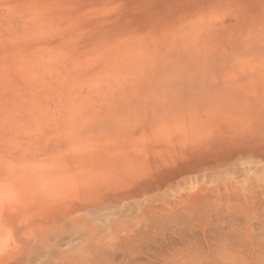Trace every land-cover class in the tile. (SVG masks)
<instances>
[{"label": "rangeland", "instance_id": "1", "mask_svg": "<svg viewBox=\"0 0 264 264\" xmlns=\"http://www.w3.org/2000/svg\"><path fill=\"white\" fill-rule=\"evenodd\" d=\"M262 173L264 0H0V264H264Z\"/></svg>", "mask_w": 264, "mask_h": 264}, {"label": "bare ground", "instance_id": "2", "mask_svg": "<svg viewBox=\"0 0 264 264\" xmlns=\"http://www.w3.org/2000/svg\"><path fill=\"white\" fill-rule=\"evenodd\" d=\"M89 128H90V130H94V129H92L91 127H89ZM89 128H88V130H89ZM90 130H89V131H90ZM118 130H119V129H118ZM86 132H87V131H86ZM132 134H134V133H132ZM75 139H77V138L75 137L74 140H75ZM74 140H73L72 142H74ZM79 140H82V136H81V139L79 138ZM83 140H84V139H83ZM75 142H76V141H75ZM47 143H48V142H47ZM61 143H62V142H61ZM42 144H43V142H42ZM49 144H50V143H49ZM53 144H54V143H53ZM53 144H52V145H53ZM63 144H64V143H63ZM63 144H62V145H63ZM68 144H69V143H68ZM96 145L99 147V145L97 144V142L95 143L94 140H91V141L89 140V143H87V144L84 145V146H87L85 150H89V149L96 148V147H97ZM38 146H39V145H37V147H38ZM56 146H57V148H58L60 145H56ZM37 147H36V148H37ZM42 147H43V146H42ZM46 147H48V146H46ZM50 147H51V146H50ZM52 147H53V146H52ZM60 148H62V147H60ZM39 149H40V147H39ZM56 150H57V149H56ZM93 150H94V149H93ZM50 151H51V150H50ZM91 151H92V150H91ZM90 153H92V152H90ZM58 154H59V153H58ZM30 155H31V154H30ZM96 156H97V155H96ZM96 156H94V157H92V156H89V157L86 156V157H85L86 160L83 161V162H81V164H79V165H81L82 168H84V169H86V168H87V169L90 168V167H88V166L90 165V162H94L95 160H98V161L100 160V159H96ZM65 157L67 158V156H65ZM42 158H43V157H42ZM44 158H46V157H44ZM10 160H12V159H10ZM15 160H16V159H15ZM27 160H29V159H27ZM48 160H49V159H48ZM8 161H9V160H8ZM21 161H22V160H21ZM45 161H46V160H45ZM65 161H67V159H66ZM65 161H64V162H65ZM23 162L25 163L24 160H23ZM32 162H33V161H32ZM74 162H75V161H74ZM16 163H20V160H19V162H16ZM35 163H36V162H35ZM66 163L68 164V162H66ZM2 164H3V163H2ZM8 164H10V163H8ZM11 164H12V162H11ZM67 164H65V165H67ZM13 165H14V164H13ZM23 165H24V164H23ZM25 166H26V165H24V167H25ZM67 166H68V165H67ZM245 166H246V165H245ZM6 167H7V166H6ZM20 167H21V166H20ZM24 167H23V168H24ZM14 168H17V167L15 166ZM23 168H22V169H23ZM25 168H26V167H25ZM7 169H9V168H7ZM2 170H5V169H2ZM16 170H17V169H16ZM16 170L14 171L15 173L18 171V170H17V171H16ZM25 170H26V169H25ZM9 171H10V170H9ZM20 171H21V170H20ZM14 172H13V174H14ZM88 172H89V171H88ZM220 172H221V171H220ZM9 173H10V172H9ZM22 173H23V172H22ZM218 173H219V172H218ZM16 174H17V173H16ZM240 174H241V173H240ZM4 175H5V174H4ZM26 175H27V173H26ZM246 175H247V174H246ZM6 176H7V175H6ZM10 176H11V179H12V178H13L12 175H10ZM13 176H14V175H13ZM15 176H19V175H15ZM21 176L23 177L22 174H21ZM21 176H19L18 178H20ZM24 176H25V174H24ZM27 177H29V176H27ZM63 177H64V176H63ZM5 178H6V177H5ZM9 178H10V177H9ZM16 178H17V177H16ZM16 178H15V179H16ZM23 178H25V177H23ZM222 178H223L224 181H228V180L230 179V176H229L228 174H224V175L222 176ZM222 178H221V179H222ZM236 178H237V177H236ZM257 178H258V180H260V179L262 178V180H260V181H263V183H264V174H263V173L260 174V175H257ZM2 179H3V178H2ZM15 179H13V181H15ZM20 179H21V178H20ZM87 179H90V178L87 177ZM207 179H208V178H207ZM232 179H233V178H232ZM6 180H8V179L6 178ZM21 180H23V179H21ZM24 180H25V179H24ZM77 180H78L77 178L74 179V181H77ZM16 181H17V180H16ZM19 181H20V180H19ZM63 181H65L64 178H63ZM63 181H60L59 183H56V181H51V182H50V181H46V184H44V188H43L45 193L42 192V193H43L42 195L45 196V197H44V198L42 197L43 200H42V199H41V200H42V201H49L48 197H50V199H51L55 193L60 192V194H61V193L64 191L63 194L61 195V198H63L62 201H58V202H62V203H64V202H66V200H67V199L65 198V197H67V196L64 195L65 191H67V188H70V189H72V191H76V192H78V191H83V190H84V188L81 187V185H80L79 182L76 183V184H73V183H72V185H70V186L68 185V186H67V184H66L65 182H63ZM221 181H222V180H221ZM6 182H7V181H6ZM8 182H11V181L8 180ZM17 182H18V181H17ZM18 183H19V182H18ZM206 183H207V182H206ZM214 183H216V181H212V184H214ZM239 183H240V182H239ZM6 184H7V183H6ZM245 184H246V183H245ZM79 185H80V186H79ZM238 185H239V184H238ZM21 186H22V185H21ZM59 186H60V187H59ZM228 186H229V185H228ZM255 187H256V186H255ZM195 188H198V187L195 185L192 189H195ZM229 188H230V187H229ZM238 188H239V187H238ZM77 189H79V190H77ZM220 189H221V188H220ZM22 190H23V189H22ZM25 190H26V191H25V196H24V197L27 198V202L29 203V201H28V195H29V193H31V191L29 192L30 187H28V188L26 187ZM32 190H34V189H32ZM190 190H191V189H190ZM199 190H200V188L198 189V192H199ZM222 190H223V189H222ZM196 191H197V190H196ZM258 191H259V190H258ZM69 192H71V190H69ZM199 194H200V193H199ZM199 194H197V195H199ZM209 195H210V194H209ZM31 196H32V195H30V197H31ZM201 196H202V195H201ZM46 197H47V198H46ZM195 197H196V196H195ZM195 197H194V199H195ZM252 197H253V196H252ZM185 198H186V197H185ZM188 199H189V197H188ZM196 199H197V198H196ZM201 199H202V198H201ZM203 199H204V198H203ZM199 200H200V199H199ZM251 200H252V202H253L254 198L251 199ZM222 201H223V200H222ZM32 202H33V205H34V206H35V205H36V206H38V205L40 206V204H41V203H40V199H39L38 197H37V198L35 197V199L32 198ZM55 202H56V201L54 200V201H53V204H50V203H49V205H51V206L54 207V206H55ZM185 202H186V201L184 200V204H185ZM200 202H201V201H200ZM249 202H250V201H249ZM263 202H264V201H263ZM56 203H57V202H56ZM66 203H67V202H66ZM190 203H191V202H190ZM190 203H189V204H190ZM224 203H225V201H224ZM224 203H223V205H224ZM237 203H239V202L237 201ZM253 203H254V202H253ZM181 204H182V203H181ZM186 204H187V203H186ZM193 204H194V203H192V205H193ZM232 204H233V202H232ZM239 204H240V203H239ZM175 205H177V204H176V203L174 204V208H176ZM182 205H183V204H182ZM230 205H231V204H230ZM237 205H238V204H237ZM240 205H241V204H240ZM240 205H239V206H240ZM193 206H194V205H193ZM193 206H191L192 209H193ZM196 206H197V205H196ZM196 206H195V207H196ZM200 206H201V205H200ZM221 206H222V204H221ZM243 206H244V204H243ZM243 206H241V207L243 208ZM195 207H194V210H193L192 212H194L195 209H197V207H196V208H195ZM222 207H223V206H222ZM236 207H237V206H236ZM54 208H56V206H55ZM54 208H53V209H54ZM180 208H181V207H180ZM209 208H210V207H209ZM209 208L207 209V211L209 210ZM220 208H221V207H220ZM220 208H219L218 212L222 209V208H221V209H220ZM225 208H226V207H225ZM225 208H224V209H225ZM242 208H240V209L242 210ZM261 208H262V207H261ZM261 208H260V210H261V212H263V210H262ZM154 209H157V208L155 207ZM160 209H163V210H164V208H160ZM160 209H157V210L159 211ZM176 209H177V208H176ZM211 209H212V208H211ZM226 209H227V208H226ZM232 209H234V208H232ZM232 209L229 208L228 211H231ZM244 209H245V208H244ZM174 210H175V209H174ZM179 210H181V209H179ZM197 210H198V209H197ZM197 210H196V212H197ZM212 210H213V209H212ZM152 211H153V210H152ZM158 211H156V212L158 213ZM161 211H162V210L159 211L160 214H161ZM181 211H182V210H181ZM186 211H187L188 214H191V213H189L191 210L188 211V208H187V207H186ZM202 211H203V210H202ZM222 211H223V209H222ZM222 211H221V212H222ZM224 211H226V210H224ZM224 211H223V212H224ZM228 211H227V212H228ZM242 211H243V210H242ZM254 211H255V210H254ZM258 211H259V210H258ZM162 212H163V211H162ZM177 212H179V211H176L174 214L178 216V214H176ZM182 212H183V211H182ZM196 212H195V213H196ZM200 212H201V211H200ZM211 212H212V211H211ZM211 212H210V213H211ZM213 212H216V211L213 210ZM213 212H212V213H213ZM221 212H220V214H221ZM236 212H237V211L234 209V215H233V214H232V215L235 216V213H236ZM245 212H246V210H245ZM248 212H249V211H248ZM52 213H53V212H52ZM163 213H164V212H163ZM205 213H206V212H205ZM207 213H208V212H207ZM207 213H206V214H207ZM210 213H208V214H209V215H213L212 213H211V214H210ZM225 213H226V212H225ZM225 213H223V214H221V215H224ZM229 213H230V212H228V214L224 215V216L227 217L226 219H228V216H227V215H229ZM231 213H233V212H231ZM240 213H241V212H240ZM249 213H250V212H249ZM255 213L257 214V212H255ZM7 214H8V213H7ZM7 214H6V215H7ZM38 214H39V213H38ZM48 214H49V210H48ZM60 214H61V213H60ZM62 214H64V213L62 212ZM148 214H149V212H148ZM171 214H172V213H171ZM182 214H184V213H182ZM188 214H187V215H188ZM218 214H219V213H218ZM241 214H242V213H241ZM49 215H50V214H49ZM132 215H133V214H132ZM163 215H164V214H163ZM168 215H169V214H168ZM180 215H181V213H180ZM191 215H193V214H191ZM202 215H203V214H202ZM214 215H215V213H214ZM214 215H213V216H214ZM216 215H217V214H216ZM232 215H231V216H232ZM237 215H239V214H237ZM250 215H251V214H250ZM57 216L60 217L59 214H58ZM146 216H147V214H146ZM150 216H152V215L150 214ZM160 216H162V215H160ZM164 216H165V215H164ZM164 216H162V217H164ZM170 216H171V215H170ZM181 216H182V215H181ZM181 216H180V217H181ZM206 216H207V215H206ZM213 216H212V218H213ZM219 216H220V215H219ZM239 216H240V215H239ZM239 216H238V217H239ZM256 216H257V215H256ZM7 217H8V216H7ZM9 217H10V216H9ZM48 217H49V216H48ZM48 217H47V218H48ZM51 217H52V216H51ZM98 217H99V216H98ZM98 217H96V218H98ZM153 217H155V216H153ZM186 217H187V216H186ZM193 217H194V216H191V217L189 216V218H190L189 220H191V218H193ZM195 217H197V215H196ZM199 217H200V216H199V214H198V218H199ZM207 217H208V216H207ZM207 217H206V219H207ZM229 217H230V216H229ZM12 218H15V216H14V217L12 216ZM53 218H55V217L53 216ZM146 218H147V217H146ZM146 218H144V219L146 220ZM149 218H150V217H149ZM166 218H167V217H166ZM174 218H175V217H173V219H174ZM187 218H188V217H187ZM200 218H201V217H200ZM200 218H199V220H200ZM219 218H220V217H219ZM219 218H218V219H219ZM230 218H231V217H230ZM230 218H229L228 222H226V223H230L229 221H231V220L233 219V217H232V219H230ZM235 218H236V216H235ZM241 218H244V217H243V214H242V217H241ZM249 218H250V216H249ZM257 218H259V216H257ZM263 218H264V217H263ZM9 219H10V218H9ZM15 219H17V218H15ZM45 219H46V218H45ZM87 219H88V218H87ZM151 219H152V217H151ZM154 219H155V218H154ZM154 219H152V222H153ZM168 219H169V218H168ZM173 219H171V220H173ZM176 219H177V218H176ZM180 219H181V218H180ZM195 219H196V218H195ZM201 219H202V218H201ZM213 219H214V220L217 219V216H216V218H213ZM33 220H34V219H33ZM40 220H41V219H40ZM54 220H55V219H54ZM64 220H65V219H64ZM64 220H63V221H64ZM149 220H150V219H149ZM155 220L158 221V220H160V219H155ZM161 220H162V218H161ZM161 220H160V221H161ZM163 220H165V219H163ZM163 220H162V221H163ZM166 220H167V219H166ZM166 220H165V221H166ZM171 220H170V221H171ZM183 220H185V218H183ZM183 220H182V221H183ZM189 220H188V221H189ZM214 220H213V221H214ZM220 220H222V219L220 218ZM239 220H240V219H239ZM248 220H249V219H248ZM257 220H258V219H257ZM34 221H35V220H34ZM46 221H48V220H46ZM51 221H53V219H52ZM56 221H57V220H56ZM63 221H62V222H63ZM135 221H136V220H135ZM150 221H151V220H150ZM157 221H155L156 225H157ZM160 221H159V222H160ZM162 221H161V222H162ZM170 221H169V222H170ZM182 221H180L181 224H182L183 222H185V221H183V222H182ZM191 221H192V220H191ZM201 221H202V220H201ZM208 221L210 222V218H209ZM211 221H212V220H211ZM213 221H212V224H213ZM218 221H219V220H218ZM225 221H226V220H225ZM232 221H233V220H232ZM236 221H237V220H236ZM236 221H235V219H234L233 223H234V222L236 223ZM241 221H242V220H241ZM37 222H38V221H37ZM77 222H78V221H77ZM79 222H80V221H79ZM81 222H82V221H81ZM89 222H90V221H89ZM152 222H151V223H152ZM159 222H158V223H159ZM171 222H172V221H171ZM173 222H174V224H175V219H174ZM173 222H172L171 226L173 225ZM176 222L179 223V220L177 219ZM189 222H190V221H189ZM205 222H207V221L205 220ZM216 222H217V221H216ZM252 222H253V221H252ZM30 223H31V222H30ZM52 223H53V222H52ZM167 223H168V222H167ZM185 223H186V222H185ZM185 223L182 224V225L185 226ZM197 223H198V221H197ZM199 223H200V222H199ZM203 223H204V222H202V224H203ZM214 223H215V221H214ZM220 223L222 224L223 222L220 221ZM220 223L217 222V224H219V225H217V224H216V225L221 227L222 225H220ZM241 223H242V222H241ZM241 223H240V224L238 223V224L241 225ZM253 223H254V222H253ZM15 224H16V223H15ZM27 224H28V223H27ZM53 224H54V223H53ZM55 224H56V223H55ZM55 224H54V225H55ZM57 224H58V223H57ZM78 224H79V223H78ZM80 224H83V223H80ZM147 224H148V223H147ZM147 224H145V225H147ZM191 224H192V223H190V226L192 227ZM200 224H201V223H200ZM207 224H208V223H207ZM210 224H211V223H210ZM210 224H209V225H210ZM224 224H225V223H224ZM246 224H247V223H246ZM249 224H251V223H249ZM256 224H257V223H256ZM260 224H261V223H260ZM260 224H259V226H260ZM16 225H17V224H16ZM21 225H22V224H21ZM23 225H24V224H23ZM29 225H30V224H29ZM49 225H50V224H49ZM54 225H53V226H54ZM131 225H132V224H131ZM142 225H144V224H142ZM148 225H149V224H148ZM152 225H154V224L152 223ZM152 225H151V226H152ZM175 225H176V224H175ZM178 225H179V224H178ZM178 225H177V226H178ZM182 225H181V227H182ZM198 225H199V224H198ZM213 225H214V224H213ZM225 225H226V224H225ZM227 225H228V224H227ZM227 225H226L225 228H227ZM239 225H238V226H239ZM244 225H245V224H244ZM251 225H252V224H251ZM262 225H263V223H262ZM53 226H52V227H53ZM56 226H57V225H56ZM187 226H189V225H187ZM190 226H189V228H190ZM193 226H196V224L193 225ZM200 226H201V227H200ZM200 226H198V228H203L202 226H204V225H200ZM231 226H232V224H231ZM231 226H229V227L231 228ZM233 226H234V225H233ZM241 226H243V224H242ZM252 226H253V225H252ZM14 227H15V226H14ZM17 227H19V226H17ZM44 227H45V226H44ZM44 227H43V228H44ZM54 227H55V226H54ZM130 227H131V226H130ZM143 227H145V226H143ZM146 227H147V226H146ZM157 227H158V226H157ZM178 227H179V226H178ZM178 227H177V228H178ZM210 227H211V226H210ZM210 227H209V229H210ZM215 227H216V226H215ZM223 227H224V225H223ZM229 227H228V228H229ZM235 227H237V226H235ZM254 227H255V226H254ZM148 228H150V227H148ZM152 228H153V227H151L150 229H152ZM154 228H155V227H154ZM225 228H224V229H225ZM228 228H227V229H228ZM240 228H241V227H240ZM246 228H247V227H246ZM249 228H250V227H249ZM251 228H252V227H251ZM260 228H262V227H260ZM15 229H16V228H15ZM55 229L58 230L57 227H56ZM127 229H129V228H127ZM135 229H136V228H134V230H135ZM137 229H138V228H137ZM137 229H136V230H137ZM146 229H147V228H146ZM191 229H192V228H191ZM191 229H190V230H191ZM193 229H194V228H193ZM196 229H197V228H196ZM206 229H207V227H206ZM214 229H215V228H214ZM227 229H226L225 231H227ZM236 229H237V228H236ZM243 229H244V228H243ZM243 229H241V230H243ZM257 229H258V228H257ZM262 229L264 230V228H262ZM41 230H42V229H41ZM45 230H46V229H45ZM45 230L43 229V232H44ZM51 230H52V229H50V231H51ZM138 230H140V227H139ZM180 230H181V229H180ZM180 230H179V233H180ZM232 230H234V228H233ZM239 230H240V229H239ZM239 230H238V231H239ZM252 230H253V229H252ZM255 230H256V229H255ZM255 230H254V231H255ZM36 231L38 232L39 229L36 230ZM36 231L34 230L33 234L36 233V236H37V232H36ZM127 231H128V230H127ZM143 231H145V230H143ZM143 231L140 230V232H142V233H139V234H145V232L143 233ZM146 231H147V230H146ZM148 231H150V230H148ZM172 231H173V230H172ZM205 231H206V230H205ZM221 231L223 232L222 228H221L220 232H221ZM234 231H236V230H234ZM238 231H236V232L238 233ZM41 232H42V231H41ZM47 232H48V231H47ZM115 232H116V231H115ZM134 232H135V234H136V231H134ZM162 232H163V231H162ZM167 232H169V231H167ZM181 232H183V231H181ZM186 232H188V231H186ZM210 232H211V231H210ZM228 232H229V230H228ZM236 232H234V234H235ZM241 232H242V231H241ZM249 232H250V231H249ZM249 232L247 231V233H249ZM39 233H40V232H39ZM198 233H199V232H198ZM200 233H201V232H200ZM226 233H227V232H226ZM253 233H254V232H253ZM262 233H263V232H262ZM262 233H260V234L262 235ZM33 234H32L31 236H33ZM137 234H138V231H137ZM139 234H138V235H139ZM163 234H164V233H163ZM166 234H167V233H166ZM168 234H169V233H168ZM192 234H193V233H192ZM210 234H211V233H210ZM217 234H218V232H217ZM219 234H221V233H219ZM223 234H224V233H223ZM228 234H229V233H228ZM228 234H226V235H228ZM232 234H233V233H232ZM232 234H231V236H232ZM234 234H233V235H234ZM239 234H240V233H239ZM241 234H242V233H241ZM243 234H245V233L243 232ZM20 235H21V234H20ZM39 235H40V234H39ZM41 235H42V234H41ZM41 235H40V237H41ZM44 235H45V233H43L42 236L44 237ZM127 235H128V234H127ZM129 235H130V237H131V234H129ZM129 235H128V236H129ZM171 235H172V234H171ZM182 235H183V233H182ZM190 235H191V233H190ZM199 235H200V234H199ZM201 235H202V234H201ZM211 235H212V234H211ZM211 235H210V237L213 236V235H212V236H211ZM251 235H252V233H251ZM21 236H22V235H21ZM29 236H30V235H29ZM132 236H133V235H132ZM142 236H144V235H142ZM162 236H163V235H162ZM166 236H167V235H166ZM187 236H188V235H187ZM215 236H217V235H215ZM223 236H224V235H223ZM242 236H244V235H241V237H239V238H240V239H243ZM257 236H258V235H257ZM24 237H25V235H24ZM121 237H122V236H121ZM139 237H140V236H139ZM146 237H147V236L145 235L144 238H146ZM210 237L208 236V238H210ZM236 237H237V236H236ZM236 237H235V238H236ZM250 237H251V236H250ZM252 237H253V235H252ZM252 237H251V238H252ZM30 238H31V237H30ZM158 238H159V237H158ZM181 238H182V237H181ZM181 238H180V239H181ZM190 238H191V236H190ZM190 238H189V239H190ZM194 238H197V237H194ZM198 238H199V236H198ZM200 238H201V237H200ZM208 238H207V239H208ZM213 238H214V236H213ZM213 238H211V239H213ZM239 238H238V239H239ZM244 238H245V237H244ZM126 239H127V238H126ZM128 239H129V238H128ZM137 239H138V238H137ZM146 239H147V238H146ZM156 239H157V238H156ZM191 239H192V238H191ZM191 239H190V240H191ZM236 239H237V238H236ZM257 239H258V238H257ZM263 239H264V238H263ZM14 240H15V239H14ZM122 240H123V239H122ZM124 240H125V239H124ZM130 240L132 241L133 238L130 239ZM138 240H139V239H138ZM142 240H143V239H142ZM160 240H162L161 237H160ZM186 240H187V239H186ZM194 240H195V239H194ZM196 240H197V239H196ZM200 240H201V239H200ZM228 240H229V239H228ZM254 240H256V239H254ZM39 241H42V240H39ZM44 241H45V239H44ZM68 241H69V239H68ZM68 241H67V242H68ZM119 241H120V240H119ZM125 241H126V240H125ZM127 241H128V240H127ZM131 241H130V242H131ZM149 241H151V240H149ZM158 241H159V240H158ZM163 241H164V240H163ZM163 241H162V243H164ZM175 241H176V240H175ZM208 241H210V240H208ZM211 241H212V240H211ZM231 241H232V240H231ZM235 241H236V243L238 242L237 240H235ZM239 241H240V240H239ZM247 241H248V240H247ZM249 241H250V240H249ZM252 241H253V240H252ZM258 241H259V240H258ZM15 242H16V241H15ZM45 242H46V241H45ZM123 242H124V241H123ZM128 242H129V241H128ZM139 242H141V240H140ZM183 242H184V241H183ZM183 242H182V243H183ZM188 242H189V241H188ZM202 242H204V241H199V243H201V244H202ZM255 242H256V241H255ZM262 242H263V241H262ZM262 242H260V243H262ZM143 243H144V242H143ZM160 243H161V242H160ZM180 243H181V241H180ZM234 243H235V242H234ZM236 243H235V244H236ZM260 243H259V244H260ZM131 244H132V243H131ZM144 244H145V243H144ZM155 244H156V243H155ZM172 244H173V243H172ZM177 244H179V243H177ZM184 244H185V243H184ZM201 244H200V245H201ZM235 244H234V245H235ZM248 244H249V242H248ZM257 244H258V242L256 243V245H257ZM120 245L122 246L121 243H120ZM126 245H127V244H126ZM126 245H125V246H126ZM133 245H134V244H133ZM135 245H136V242H135ZM137 245H138V244H137ZM236 245H237V244H236ZM244 245H245V244H244ZM244 245H243V246H244ZM130 246H131V245H130ZM138 246H139V248H140V247H141V244L138 245ZM145 246H147V245H145ZM158 246H160V245H158ZM158 246H157V247H158ZM185 246H186V244H185ZM203 246H204V245H203ZM211 246H212V245H211ZM245 246H246V245H245ZM254 246H255V245H254ZM259 246H260V245H259ZM259 246H258V247H259ZM262 246H263V249H264V245H263V244H261V247H262ZM47 247H48V246H47ZM108 247H110V244H107V243H106L105 245H102L100 248H97V249L93 246V247H92V248H93L92 251H94V250L96 249V250H95L96 253H97V252H100V251L104 252ZM164 247H166V246H164ZM175 247H176V246H175ZM175 247H173V249H174ZM212 247H213V246H212ZM227 247H228V246H227ZM239 247H240V246H239ZM18 248H19V246H18ZM133 248H134V247H133ZM145 248H146V247H145ZM177 248H178V246H177ZM188 248H189V247H188ZM192 248H193V247H192ZM197 248H198V247H197ZM199 248H200V247H199ZM201 248H202V247H201ZM209 248H210V246H209ZM233 248H234V246H233ZM240 248H241V247H240ZM248 248H249V246H248ZM255 248H256V247H255ZM16 249H17V246H16ZM69 249H70V248H69ZM110 249H111V248H110ZM154 249H155V248H154ZM189 249H190V248H189ZM206 249H207V247H206ZM227 249L232 250L231 248H227ZM236 249H237V248H236ZM238 249H239V248H238ZM238 249H237V250H238ZM241 249H243V248H241ZM259 249H260V248H259ZM113 250H115V248H114ZM138 250H139V249H138ZM138 250H137V251H138ZM141 250H142V249H141ZM148 250H149V249H148ZM175 250H176V249H175ZM191 250H192V249H191ZM196 250H198V249H196ZM202 250H204V249H202ZM221 250H222V248H221ZM223 250H224V249H223ZM225 250H226V248H225ZM246 250H247V249H246ZM254 250H255V249H254ZM256 250H257V249H256ZM11 251H12V250H11ZM14 251H16V250H14ZM107 251H108V250H107ZM107 251H105L104 253H101V254L98 255V256H101V255L103 254V255H102L103 257L101 256V257H100V260H102V259L105 258V257H106L107 259L109 258V257L106 256L107 254H109V253H107ZM109 251H110V250H109ZM150 251H151V250H150ZM186 251H187V250H186ZM192 251H193V250H192ZM204 251L206 252V250H204ZM226 251H227V250H226ZM233 251H234V249H233ZM235 251H236V250H235ZM235 251L232 252L233 255L235 254ZM250 251H251V247H250ZM250 251L248 252L249 254H250ZM260 251H261V249H260ZM260 251H258V252H260ZM9 252H10V251H9ZM152 252H153V251H152ZM154 252H156V251H154ZM163 252H164V251H163ZM190 252H191V251H190ZM190 252H189V253H190ZM195 252H196V251H195ZM205 252H203V253L205 254ZM228 252H229V251H228ZM238 252H239V251H238ZM244 252H245V251H244ZM254 252H256V251H254ZM254 252H253V253H254ZM105 253H106V255H105ZM130 253H131V251H130ZM130 253H128L129 256H130ZM132 253H133V251H132ZM140 253H141V252H140ZM148 253H149V252H148ZM189 253H188V254H189ZM191 253H192V252H191ZM217 253H218V252H217ZM220 253H222V252L220 251V252H219V255H220ZM242 253H243V251H242ZM260 253H262V252H260ZM92 254H95V252L92 253ZM97 254H98V253H97ZM113 254H114V253H113ZM113 254H112V255H113ZM120 254H121V253H120ZM143 254H144V253H143ZM155 254H156V253H155ZM178 254H179V253H178ZM194 254H195V253H194ZM214 254H215V253H214ZM222 254L224 255V252H223ZM229 254H230V253H229ZM229 254H228V255H229ZM236 254H237V251H236ZM239 254H240V253H239ZM245 254H246V253H245ZM255 254H256V253H255ZM258 254H259V253H258ZM104 255H105V257H104ZM116 255H117V254H116ZM189 255H190V254H189ZM189 255H188V256H189ZM209 255H210V254H209ZM212 255H213V253H212ZM228 255L226 254V259H227V256H228ZM233 255H232V256H233ZM237 255H238V254H237ZM237 255H236V256H237ZM242 255H244V254H241V256H242ZM262 255L264 256V253H262ZM95 256H96V255H95ZM98 256H96V258H97ZM109 256H110V255H109ZM132 256H133V255H132ZM141 256H142V255H141ZM148 256H149V255H148ZM166 256H167V255H166ZM201 256H202V255H201ZM205 256H207V255H205ZM213 256H214V255H213ZM213 256H212V257H213ZM215 256H216V254H215ZM215 256H214V257H215ZM220 256H222V255H220ZM232 256H231V258H232ZM234 256H235V255H234ZM236 256H235V257H236ZM241 256H240V257H241ZM258 256H259V255H258ZM3 257H4V256H3ZM3 257H1V259H3ZM72 257H73V256H72ZM72 257L70 256V260H71ZM113 257H114V256H113ZM113 257L110 256V258H113ZM117 257H118V256H117ZM153 257H154V256H152V258H153ZM194 257H195V256H194ZM198 257H199V256H198ZM198 257H197V258H198ZM216 257H217V256H216ZM237 257H238V256H237ZM243 257H245V256H243ZM246 257H248V256H246ZM254 257H255V256H254ZM256 257H257V256H256ZM260 257H261V255H260ZM74 258H75V256H74ZM87 258H88V257H87ZM87 258H86V259H87ZM98 258H99V257H98ZM98 258H97V260H98ZM106 258H105L104 260H102L103 264H104V263L109 264L108 262H106V261H107ZM115 258H116V256L114 257V259H115ZM125 258H126V257H125ZM137 258H138V257H137ZM141 258H142V257H141ZM195 258H196V257H195ZM197 258H196V259H197ZM220 258H221V257H220ZM220 258H219V259H220ZM238 258H239V257H238ZM258 258H259V257H258ZM130 259H131V258H130ZM132 259H133V258H132ZM210 259H211V258H210ZM229 259H230V258H229ZM232 259H234V258H232ZM245 259H246V258H245ZM30 260H31V259H30ZM66 260H67V259H66ZM70 260H68V262H69ZM74 260H75V259H74ZM78 260H79V259H78ZM90 260H91V259H90ZM90 260H89V262H90ZM92 260H93V259H92ZM92 260H91V261H92ZM110 260H111V259H110ZM110 260H109V261H110ZM119 260H120V259H119ZM126 260H127V259H126ZM147 260H149V259H147ZM147 260H146V262H147ZM243 260H244V259H243ZM3 261H4V260H2V262H3ZM75 261H77V259H76ZM115 261H116V259H115ZM117 261H118V260H117ZM127 261H128L127 263L129 264V263H130V262H129L130 260L128 259ZM133 261H134V260H133ZM150 261H151V260H150ZM153 261H154V260H153ZM177 261H179V260H177ZM177 261H176V262H177ZM236 261H237V260H236ZM238 261H239V260H238ZM59 262H60V261H59ZM65 262H66V261H65ZM110 262H111V261H110ZM118 262H119V261H118ZM122 262H123V260H122ZM122 262H120V263H122ZM125 262H126V261H125ZM142 262H143V261H142ZM192 262H193V261H192ZM244 262H245V261H244ZM246 262H247V261H246ZM33 263H34V262H33ZM71 263H72V262H71ZM92 263H93V262H92ZM92 263H91V264H92ZM94 263H95V262H94ZM113 263H114V261H113ZM147 263H148V262H147ZM172 263H173V262H172ZM198 263H199V262H198ZM235 263H237V262H235ZM68 264H69V263H68ZM80 264H81V263H80ZM95 264H98V262L95 263ZM110 264H111V263H110ZM117 264H119V263H117ZM123 264H124V263H123ZM125 264H126V263H125ZM130 264H131V263H130ZM143 264H144V263H143ZM145 264H146V263H145ZM148 264H149V263H148ZM151 264H152V263H151ZM160 264H161V263H160ZM193 264H194V263H193ZM229 264H231V263H229Z\"/></svg>", "mask_w": 264, "mask_h": 264}]
</instances>
